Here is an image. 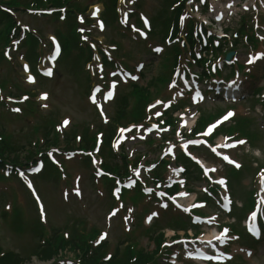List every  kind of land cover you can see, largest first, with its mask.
Returning a JSON list of instances; mask_svg holds the SVG:
<instances>
[{"label": "rangeland", "instance_id": "1", "mask_svg": "<svg viewBox=\"0 0 264 264\" xmlns=\"http://www.w3.org/2000/svg\"><path fill=\"white\" fill-rule=\"evenodd\" d=\"M159 7H160V0H142L141 10L147 12L150 16H152V14L155 11H157ZM16 16L18 17L19 22L21 24L29 25L32 29L37 28V30H39L41 34L46 37H48L50 34H54V32L56 31V25H54L53 22H51L49 19L44 18L40 20L39 18L34 17L33 15L31 16V15H27L24 13H19V14L17 13ZM235 19H237V17ZM235 22H236L235 20L232 21L229 24V26L231 28L234 27ZM118 31L119 30H117V28H115L114 26L113 28L108 26V29L101 35L97 33L95 29H93L92 33H94L95 36L92 39L105 40L106 39L105 35H107L108 37H112L115 40L120 41L122 45L121 47L125 51L127 50V51L135 52L136 50L137 51L139 50L140 46L146 47L144 42L135 43L131 37L120 36L118 34ZM152 43L153 44L160 43V41L156 40ZM241 48L244 50L243 47ZM262 49L264 50V48ZM18 53L19 52L13 53L14 61H15L13 62V65H14L13 68L0 67V73L6 74L7 77H9V79L11 80V83L19 85L20 87L22 86V89L27 90L29 93L33 92L38 95V93L41 91H47L49 93V98L46 101L48 108L47 107L43 108L42 106H39L41 109V110L39 109V111L42 114L45 113L50 108L55 109L58 112V115H59L58 118L59 119H62L64 117L67 118V120L70 123V126L74 124H80L81 121L87 122L91 120L92 118L91 112H90L91 108L88 107L87 104L85 103V96L79 95L80 92L78 88L75 86L73 79L71 77H63V78L60 77L56 81H46L44 82L45 85L41 86L42 88L37 87L38 83L34 85H30V86L23 83L24 74L22 73V70L19 67L20 61L18 59L15 60V57L18 56ZM11 55H12V51H11ZM118 55L120 56L121 53H118ZM122 55L127 56L128 54L123 53ZM148 56L149 54L145 52L140 53V54L135 53L134 58H132V61H129V62L130 64H132L138 60H142L148 64V60H149ZM244 58L245 56H240L239 62L243 61ZM158 60H159L158 58H155V60L152 61L151 64L147 65V67L149 68L145 71V75L141 82H145L149 78L150 75L154 74L155 67L158 66L157 65ZM263 66H264V62L257 67L251 68V72L255 76H258ZM8 85L9 86H7V89H5L4 94H8L9 92L13 94L18 93L16 92L15 87L10 84V82H8ZM166 89L167 88H164L162 90V92L159 94V97H162L164 99L169 97V92H167ZM37 95H36V100L38 99ZM211 102L212 100L211 101L207 100L204 103L202 109L205 111H213L212 109L213 104ZM36 103L38 102L36 101ZM249 104L251 105L250 101L245 102L244 105L241 106V109L239 110L244 112L246 110V107ZM25 105L26 104L24 103V104L19 105V107L24 108ZM9 106L0 107L1 113L4 116V118H2L3 121H1L0 123L4 125L8 130H11V132L19 130V134H16L14 137L15 144L19 145V144H22L24 141H26L27 135L30 132L29 130L30 127L27 126L28 124L18 119L19 113L10 112ZM13 107H18V106H13ZM1 113H0V116H1ZM106 113L108 116H111V104L108 107H106ZM257 114H258V116L256 117L257 125L260 129H263V131L260 132L261 134L260 141H258L257 145L255 146H250V148L245 147L244 149H241L235 153L237 157H239V159L243 163L245 162L244 155L248 156L249 160L247 159L248 161L247 160L246 161H247V164L249 165V168H245V172L241 176H239L237 182L236 181L231 182L232 186H236V191H237L236 195L237 197H239L238 199L245 200V205L247 207L250 205V201L246 199L247 197L245 198L246 194H243V192H247V190H249V183L254 181V178H255L253 177L251 173L256 168L255 164H252V161L256 160L258 163H264V126H263L264 123H263V117H261L259 113ZM34 117L35 116L28 118L30 119V121H26V122L30 124L33 121L34 123V121H36L37 119ZM132 147L133 149L139 152H144V151L148 152L150 150V148L149 149L147 147L144 148L141 144L132 145ZM246 150H250V152L246 153ZM152 153L153 152H151L150 154ZM156 156L158 155L152 154L150 157L155 158ZM75 162L76 161H71L68 167L71 168L70 169L71 174H74L76 172L81 173L82 190L85 191L84 196H83L84 199L77 200L71 196H70V200H66L62 198V193H61L62 187L59 186L57 189L53 188V182L49 181L47 185L41 184V186H43L44 189H42V187L40 186L34 185L35 193L37 194L39 198V203L41 206L44 204L45 207H47V216L53 222H55V226L56 224L59 225L62 222L67 212H72L79 217L86 218L88 225H93L97 228L106 229L107 224H106V219H105V213L107 212L108 208L105 207V204L107 203V194L106 193H104L103 195L96 194V190L97 189L99 190V186L96 185L95 183L93 184L88 183L86 179L87 174L85 170L83 171L82 169H79V167H74V165L76 164ZM45 167L49 168L47 164L45 165ZM58 169H59V172L55 173L54 175H49L50 179L60 178V175H61L60 173L64 172V168L58 167ZM0 186H4V185L0 184ZM100 190L102 192L105 191L104 189L102 190L101 188ZM43 192H44V195H43ZM17 193H18V199H19L18 202H20L23 205L24 211L27 217H29L30 215L32 217L35 216V212L33 211L32 207H30L26 203L24 194L19 191ZM7 199H9V201L12 200V196L9 195ZM83 203H85V205H83ZM144 204L145 203H143L142 205ZM139 211H140V207H136L134 211L135 218L137 214H139ZM232 214H236L235 210L232 211ZM167 217L168 216H165L164 218V213H161L160 219H159L160 222L161 223L164 222ZM56 227H60V226H56ZM134 227H135V224L133 223L131 230H133ZM123 230H125L124 225H121V223L119 222H116L114 224L113 221H112V225L109 228H107L106 231L108 233V237L106 239V242H108L109 244L110 251H112V247L116 244V242L123 238L126 232V230L125 231ZM10 233H11V230H6L5 226H3L0 223V246L2 247V249H11L12 251L20 252L21 254H28L26 249H28L31 245L29 234L28 233L24 234L20 236L19 238V237L11 235ZM136 235H137V238L139 239V244L141 247H145L147 249L152 248L151 242L147 240V237L142 232L138 230L136 231ZM167 236L168 237L172 236V233L168 232ZM253 247L255 248L254 255L248 261L247 264H264V239L259 244L253 245ZM26 264H44V263H42L35 256H32L29 258ZM231 264H235V263H231Z\"/></svg>", "mask_w": 264, "mask_h": 264}, {"label": "snow or ice", "instance_id": "2", "mask_svg": "<svg viewBox=\"0 0 264 264\" xmlns=\"http://www.w3.org/2000/svg\"><path fill=\"white\" fill-rule=\"evenodd\" d=\"M99 11V8H97L96 9V12H98ZM96 13L94 12L93 13V15H95ZM101 28H103V24L101 23ZM81 31H83V29H81ZM85 39H87V37H85ZM160 49H157V51H159ZM251 62V61H250ZM51 73L49 72V75H50ZM28 79L30 80V81H32L34 78L33 77H31V76H29L28 77ZM114 86V85H113ZM43 96H44V98L46 99L47 98V93H45V94H43ZM112 96V92H108V98H110ZM25 99H27L26 97H25ZM92 99H93V102H95V96H93L92 97ZM157 103H160V101H157ZM47 105H45V107H46ZM14 111H20V109H13ZM234 113H232V112H229L223 119L224 120H226V119H228V117H230V116H232ZM157 115H159V113H157ZM63 124L64 125H68L69 124V121L66 119V120H64L63 121ZM214 127H216V125L215 124H213V125H211L210 126V128H214ZM121 131H127V129H122ZM194 143V142H193ZM246 143V141L245 140H236V141H234L232 144H230V145H226V146H228V147H236V145H243V144H245ZM258 154V153H257ZM224 159L225 160H227L229 163H234L235 164V166L237 167V168H239L240 167V165L238 164V163H236L234 160H231L228 156H224ZM260 177H261V182L262 183H264V169H262L261 170V172H260ZM220 183L221 184H223V183H225V181L223 180V179H221L220 180ZM29 187H31V184H29ZM262 190H264V189H262ZM75 191H76V193L77 194H79V188H77V189H75ZM116 191L118 192L119 191V189H116ZM145 191H151V189H145ZM181 195H184V193H181ZM163 207H167V205H163ZM41 211L43 212V207H41ZM113 214H115V213H113ZM156 215H158V213H156V212H153L152 214H151V216H149L148 217V219L149 220H151L152 219V217H154V216H156ZM255 215V213H253V216ZM227 229H224V233H227ZM224 233H221V235H224ZM107 234L105 233L104 235H102L101 236V239H103L104 238V236H106Z\"/></svg>", "mask_w": 264, "mask_h": 264}, {"label": "trees", "instance_id": "3", "mask_svg": "<svg viewBox=\"0 0 264 264\" xmlns=\"http://www.w3.org/2000/svg\"><path fill=\"white\" fill-rule=\"evenodd\" d=\"M140 108V107H139ZM135 116H137L139 114V112H135ZM15 146H10L8 148V152L10 153L11 150H15L14 148ZM6 148V149H7ZM18 150V149H17ZM19 151V150H18ZM1 152H3V150L1 149ZM16 156V155H15ZM67 245L70 246V248L72 250H76L77 248H80L79 244L77 243V241H70L69 243H67ZM82 249V248H80ZM1 246H0V264H24V260L23 258H21V256H19L17 253H13V252H6V253H3L1 255ZM50 251L48 249H46L45 251L42 252L41 255H43L44 258H48L49 257V253ZM127 263V256L125 255L123 258H120L118 259L117 256H115L113 258V260L111 261V264H126Z\"/></svg>", "mask_w": 264, "mask_h": 264}]
</instances>
